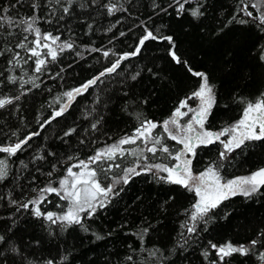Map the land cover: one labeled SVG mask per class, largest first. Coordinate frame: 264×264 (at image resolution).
<instances>
[{"label":"snow or ice","instance_id":"snow-or-ice-1","mask_svg":"<svg viewBox=\"0 0 264 264\" xmlns=\"http://www.w3.org/2000/svg\"><path fill=\"white\" fill-rule=\"evenodd\" d=\"M73 15L89 33L94 26L111 33L110 46L78 44L69 24ZM93 15L112 22L101 26ZM154 18L167 22L157 26ZM61 28L68 38H61ZM192 34L197 43L182 47ZM124 37L132 44L117 50L113 41ZM0 40L6 64L0 71V118L7 117L0 123L7 129L0 139V264H195L193 252L200 264H264V219L243 242L214 235L220 221L237 214L232 198L264 200V164L225 175L238 157L264 149V0H235L227 11L217 0H0ZM153 42L164 43L163 57L144 56ZM67 50L80 58L97 52L104 62L97 60L99 68L55 95L49 89L33 128L22 105L45 79L64 81L71 65L58 60ZM133 57L146 62L134 66L128 63ZM28 61L31 72L24 67ZM171 69H181L188 83ZM249 85L255 87L246 94ZM178 90L183 94L157 117L154 106ZM90 91V107L77 118L78 98ZM117 104L131 125L115 139L107 132L92 139L104 128L109 105ZM230 105L238 115L216 123V111L227 112ZM54 123L60 128L52 141L27 151L40 130ZM73 137L77 143L69 153ZM142 175L149 191L131 196L126 210L145 205L152 211L138 217L137 226H128L127 219L116 225L135 236L136 246L126 242L123 255L95 252L98 244L119 237L92 221ZM40 177L47 181L37 183ZM52 194L64 202L58 211L44 207ZM173 210L183 216L175 238L146 246ZM74 233L79 238L70 244L65 234ZM89 252L93 258L85 259Z\"/></svg>","mask_w":264,"mask_h":264},{"label":"trees","instance_id":"trees-1","mask_svg":"<svg viewBox=\"0 0 264 264\" xmlns=\"http://www.w3.org/2000/svg\"><path fill=\"white\" fill-rule=\"evenodd\" d=\"M234 2L235 0H217L218 5H222L225 11H227L228 6ZM77 11H79V9H77ZM140 11L141 14H144L145 9L141 7ZM118 15L119 14H117V16ZM92 18L96 19L99 25L105 27L112 22L111 17H108L107 19H101L99 16L93 15ZM154 21L157 26H159L161 23L167 22L166 20H155V18ZM124 23L127 24L129 23V21H125ZM40 24L42 29L50 30L48 25H46L43 21H41ZM69 24L72 27L73 31L76 33L73 39H75L78 44H95L97 47H99L101 44H103L104 47L110 46L107 41L111 39V33H102L98 28H96V26H94V28L96 29L94 34L89 33L86 28L81 27L82 21L78 20L75 15H73L72 19L69 21ZM117 27L122 28V25ZM60 31L64 33L61 37L62 39L68 38L69 33L64 28H61ZM113 31H116V29H113ZM197 39L198 38L195 34L188 36L185 39V43L182 47H188L189 45L196 44ZM113 44L115 45L117 50L126 49L127 45L132 44V40L128 37L118 38L117 41H113ZM2 45L3 41L0 40V47H2ZM163 48V42H153L145 51L144 56L146 58L150 56L163 57ZM76 51L79 52L81 51V49L77 47ZM88 52V55L80 58L77 57L71 50H67L58 60V63L60 64L66 63L71 65L70 68L65 69L64 81L60 82L57 79H52L51 77H49L48 79L44 80V85H42L39 90H33V93L28 96L27 101L22 105L21 111L25 118L33 125V128H35V113L45 111V109L41 108V105H43L45 103V100L48 98L49 89L51 90V93L55 95L58 92L63 91L67 87L75 85L77 82L90 75L95 69L99 68L100 63H98L97 60L104 62V58H102L100 53L91 52L90 50H88ZM22 55L24 54L22 53ZM197 55L199 56L200 54ZM210 55H212V53H210ZM73 60H75L76 62L73 63ZM143 62L146 61H142L141 59L136 57L130 58L128 61V63H131L134 66ZM157 63L163 66L164 62L163 60H158ZM31 64L32 62L28 61V64L24 65V67L28 68L30 72L32 71V68L29 67V65ZM124 66L127 67V64H125ZM53 67L55 68L56 65L54 64ZM3 70H6V64L4 59L0 57V71ZM173 73L177 78L182 79L184 83H188L187 78L184 76L181 69H171L169 74ZM28 86L30 87V85ZM254 87L255 85H249L246 89V94L248 92H252ZM101 88H103V86H101ZM177 94L182 95L183 91L178 90V92H174L172 98H169L167 96L162 98L159 104L154 106L155 115L157 117L167 114V109L174 102L175 95ZM78 99L79 103L75 105V108L77 109L75 115L77 118L80 117L81 111L85 107H90V102L92 99L91 91L89 93H86L83 98ZM224 103H227L226 98L220 101L221 109L223 108ZM237 115L238 109L235 106L230 105L227 112L220 110L216 111L217 119L215 122L219 123L220 117H223L225 120H227L230 117L235 118ZM105 118L106 123L104 128L101 129L100 132L96 133V135L92 137V139H98L99 137L103 136L105 132H107L109 136L115 139L117 136L121 135L123 131H126L127 127L131 125V121H126L125 116L121 115L118 104L115 106L109 105V109L105 112ZM4 119H7V117L5 116L3 118H0V123H2ZM69 119L71 120L73 119V117H69ZM79 122V119H77L78 124ZM21 127L23 126L21 125ZM83 127H87V124H84ZM59 128L60 125L54 123L50 128H47V130H40L41 135L37 138H33L31 146L27 151L30 152L32 148L38 145L50 143V141H52V139L54 138V134L59 132ZM6 131L7 129L0 128V139H3V133ZM76 143V138L73 137L69 142V153L73 148L76 147ZM59 150L61 152L65 151L64 148H60ZM85 151H87V148L81 149L82 153ZM215 151V147H210L208 149V152L213 155L215 154ZM20 158L27 159V156L24 154H20ZM204 158L205 153H201V156L199 157L201 163L204 162ZM260 164H264V149L256 147L254 149H251L246 156L238 157V159L235 161L234 166L229 167L225 175L229 173L236 175L245 174L247 171L256 166H259ZM199 166L200 165H197V167ZM47 170L48 169L46 168L45 171ZM33 174L35 175L36 173L33 172ZM40 181L46 182L47 177H40L37 183H40ZM151 188L152 191H155L157 186L152 185ZM27 190L31 192L30 188H28ZM0 191H2V189H0ZM138 191H144L145 193L149 191V184L145 180L143 175L139 178H134L133 182H131L130 186L127 188V194L123 196V199L118 204L111 206L107 212L101 211V213L94 218V220L92 221L93 227L103 230H112L114 235H117L119 237L117 240L109 239L107 245L104 243L98 244V246L94 249L95 252L104 253L106 255L108 251H121V255H123L124 253L122 252V249L124 248L126 242L132 243L134 247L136 246L135 236L125 232H120L116 229V225L118 223H123V221L127 219L129 221L128 226H137L139 224L138 217H141L142 215L146 216L148 212L152 211L151 208L146 209L145 205H141L140 208L135 211H132L130 209L126 210V207L131 204L130 197ZM180 200L181 203L184 204V206H187V199L185 197L182 196ZM151 202V199H149L148 203L151 204ZM63 203L64 202L62 200H59L55 196V194H52L50 202L48 204H45L44 207L58 211L60 209L57 208L56 205H62ZM231 207L236 209L237 214L233 216L231 220L220 221L222 226L214 232V235L218 239H233L234 241L243 242L246 237L252 234L253 228L259 226L260 221L264 219V200L258 198L256 201H249L243 197H235L232 198ZM182 218V214H180L177 210H173L168 218L163 222V226L160 227L159 231L151 234L150 238H146L149 240L146 246H150V243L158 242L161 240L167 242L170 236L172 238H175L176 232L179 231V220ZM80 235L83 234L81 233ZM74 237L77 240L79 238L75 233L72 236L65 234V238L69 241L70 244L73 242ZM108 245H111L112 247L109 248ZM83 247H90L87 239L83 241ZM37 255L46 256V252L37 253ZM193 256L195 257V264H200V260L195 252H193ZM92 258L93 257L91 252H89L85 257V259ZM117 259H119V257H117ZM245 264H250V262L245 261Z\"/></svg>","mask_w":264,"mask_h":264}]
</instances>
